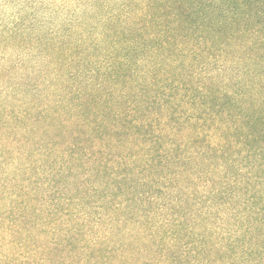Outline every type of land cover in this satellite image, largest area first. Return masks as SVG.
<instances>
[{
  "label": "trees",
  "instance_id": "obj_1",
  "mask_svg": "<svg viewBox=\"0 0 264 264\" xmlns=\"http://www.w3.org/2000/svg\"><path fill=\"white\" fill-rule=\"evenodd\" d=\"M151 2L106 49L42 45L52 78L7 94L2 46L31 13L0 20V237L30 241L21 264H236L205 224L241 195L243 159L264 176V106L203 83L177 42L264 41V0Z\"/></svg>",
  "mask_w": 264,
  "mask_h": 264
},
{
  "label": "clouds",
  "instance_id": "obj_2",
  "mask_svg": "<svg viewBox=\"0 0 264 264\" xmlns=\"http://www.w3.org/2000/svg\"><path fill=\"white\" fill-rule=\"evenodd\" d=\"M23 9L31 13V36L22 46L5 43L2 63L12 87L26 75L40 76L43 88L56 67L55 52L42 45L61 41L70 47L79 45L87 53L94 47L107 48L113 28L140 24L152 19L151 0H30L23 5L3 4L5 13ZM251 38L227 40L213 45L200 37L178 41L177 47L205 84H216L229 95L241 98L247 107L264 106V47ZM245 157L246 153H240ZM249 156L237 166L242 189L235 201L217 209V216L206 222L214 238L234 242L236 264H264V176L256 177ZM15 199L16 197H10ZM239 242V243H235ZM36 255L30 241L17 243L6 228L0 237V264H21Z\"/></svg>",
  "mask_w": 264,
  "mask_h": 264
},
{
  "label": "rangeland",
  "instance_id": "obj_3",
  "mask_svg": "<svg viewBox=\"0 0 264 264\" xmlns=\"http://www.w3.org/2000/svg\"><path fill=\"white\" fill-rule=\"evenodd\" d=\"M27 1L26 0H0V20H4V19H8L9 17H12L15 12L17 11V9L14 12H10V13H5L3 10V4L4 3H8V4H12V5H23L25 4ZM2 4V5H1Z\"/></svg>",
  "mask_w": 264,
  "mask_h": 264
}]
</instances>
